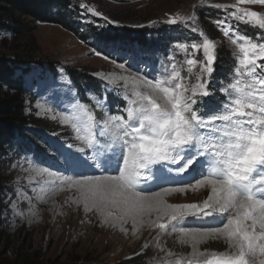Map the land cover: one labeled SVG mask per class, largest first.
Returning a JSON list of instances; mask_svg holds the SVG:
<instances>
[{
  "label": "snow or ice",
  "instance_id": "1",
  "mask_svg": "<svg viewBox=\"0 0 264 264\" xmlns=\"http://www.w3.org/2000/svg\"><path fill=\"white\" fill-rule=\"evenodd\" d=\"M239 3L264 5V0ZM231 15L264 29V16L256 11L237 8ZM188 20L195 17H173L168 22ZM217 24L238 50L229 82L217 81L225 100H204L215 95L209 83L215 70L216 44L193 28L201 36L200 42L174 45L182 53L191 47L192 55L182 64L169 57L173 62L153 79L104 77L110 84L124 82L125 92L119 95L125 105L118 107L117 114H108L106 100H97V106L104 109L97 119L93 109L77 100L71 112L52 117L71 127L82 145L76 149L80 156L66 158L69 167L115 171L81 173L78 179L61 177L60 184L80 192L86 211L96 207L102 215L106 209L121 213L116 217L107 211L105 222L131 218L134 226L142 225L144 217L157 213L149 224L162 234L177 233L179 242L192 248L189 255L176 256L169 264H264V65L260 64L264 42L239 34L224 21ZM201 49L203 59L193 58ZM34 171L37 176L52 175L44 168ZM153 180L175 186L145 194L141 186ZM204 188L209 194L202 203L173 204L164 199L172 193ZM190 216L212 218L218 226L187 228L183 222ZM121 231L125 229L121 227ZM209 239H223L227 250L200 251L199 245ZM173 255L168 252L169 257Z\"/></svg>",
  "mask_w": 264,
  "mask_h": 264
},
{
  "label": "rangeland",
  "instance_id": "2",
  "mask_svg": "<svg viewBox=\"0 0 264 264\" xmlns=\"http://www.w3.org/2000/svg\"><path fill=\"white\" fill-rule=\"evenodd\" d=\"M80 2L87 9V14L104 19L107 22L111 21L109 26L106 27L110 33L138 34L143 28L157 30L164 26L167 29L176 27L185 34L189 33V37H198L194 41L185 42L191 45L193 42L201 41L202 38L198 31L202 30L208 38L215 42L217 55L214 64L215 70L209 83V89L215 90V95L205 97L206 103L209 100L215 102L225 100L224 94L218 90L220 85L217 81L229 82V74L236 64L234 53L238 51L230 43L229 38L225 37L219 29L217 21H224L233 30H237L239 34L247 36L248 34L244 30L241 32L239 29L243 27L247 29L249 34H252L251 37L249 35L247 37L252 38L257 43L264 42V29L237 20L231 15L237 8H245L264 16V5L260 4L241 5L239 0H80ZM217 5L224 7H216ZM89 8L94 9L100 15H93L88 10ZM193 16L195 20H188L187 23L170 24L168 22L173 17L188 18ZM193 28L198 31H193ZM99 50L101 49L88 44L86 39H81L71 31L57 25H37L32 38L21 42H15L9 34L0 32V57L6 56L14 60L17 56L30 54L36 62L42 63L40 66H28L30 72L24 80L29 91L26 107L30 123L25 127L24 137L20 141H16L14 152L11 151L4 166L6 172L5 204L7 207L5 214L6 240L0 247V260L14 262L19 259L22 261L29 259L31 261H43L44 263L64 264L72 256H89L88 258L94 260L95 264H118L121 261L142 257L141 264H169L174 257L187 256L192 252L189 244L179 242L177 233L165 232L162 234L160 229L151 225L148 226V229H144V226L137 229L131 223V229H125L123 234H117L116 231L119 230V226L107 227L104 224L99 225L101 227L87 226L83 222L87 220L85 217V219H80L81 221L79 219L75 221L70 216L68 217V212L64 209L59 217L57 214L52 213V218L46 221L41 210L30 216L28 210L15 204L18 195L23 190L16 183L19 170H26L29 165L47 169L59 177H72L74 174L79 175L81 173L87 175L109 174L102 173L99 168L69 167L66 163L69 154L81 155V153L76 152V149L82 145L75 139L71 127L63 125L59 119H53L52 117L54 115L59 117L71 112L77 100L93 109L97 119L104 115V109L97 106V100H93L92 96H88L87 100L83 102L76 97L75 92L69 90V88H73L67 70L75 75L95 79L96 82L101 84V87L104 86L106 95H114L118 101L125 105V100L119 95L125 92L124 82L119 81L117 84H110L104 77L129 75L153 79V77L163 74L165 65L173 62L169 57H173L174 61L180 65L186 56L192 55L191 47H189L188 53H182L173 47L168 56L159 60L157 66L146 63L139 65L137 69H131L128 63L123 61L124 59L119 60L115 57L105 56ZM219 56L228 61L226 63L227 68L220 65V68L224 70L217 69ZM116 57H118L117 54ZM193 58L203 59L202 49ZM50 64L56 66V74L50 73L46 69ZM121 64L124 65V68L119 67ZM260 64L264 65V61H260ZM182 75L187 76V72L182 71ZM116 111L109 110L108 114H114ZM86 151L90 152L91 150ZM51 166H57L62 172L52 169ZM66 170L67 173L64 174L63 171ZM50 181V179L43 180L41 186L48 187ZM158 184L175 186L163 181L153 180L150 184L141 187L145 190V194H151L161 190L162 185L149 192L152 189L151 186ZM55 188H59V191L61 187L58 185L57 188L56 185ZM177 194L176 200L169 203H202L208 195L199 198L193 195H185V192H177ZM174 195L176 194L172 193L167 197H173ZM28 196L27 194L25 197ZM61 196L65 198V194H61ZM58 210L60 211L59 207ZM190 219L198 223L202 218L189 217ZM45 222L50 227L45 228ZM211 222L207 223L208 225L205 224L206 226H191L186 224L185 220L183 223L187 228L203 229L218 226L215 220L212 219ZM129 229L131 233H129ZM199 250L202 252H224L227 250V244L223 241L215 242L211 240L200 244ZM168 252L173 253V257H169Z\"/></svg>",
  "mask_w": 264,
  "mask_h": 264
},
{
  "label": "trees",
  "instance_id": "3",
  "mask_svg": "<svg viewBox=\"0 0 264 264\" xmlns=\"http://www.w3.org/2000/svg\"><path fill=\"white\" fill-rule=\"evenodd\" d=\"M211 11V10H210ZM207 15V14H206ZM209 16V15H208ZM109 18V17H108ZM40 24L61 26L81 39H86L101 50L103 55L121 59L131 69L139 65L157 66L161 58L170 54V50L178 42H191L197 36H190L179 28L141 29L138 34L110 33L106 27L109 22L87 14V9L80 0H0V32L9 34L15 42L32 38L36 26ZM250 37L247 29L240 27ZM247 35V36H248ZM114 54V55H113ZM116 54L118 57H116ZM228 61L221 56L218 59V70L227 68ZM30 65H42L32 55L17 56L14 60L0 57V247L6 240V200H5V164L7 157L14 152L16 141L24 136L25 127L30 123L27 115L26 101L29 91L25 86V77L29 74ZM50 73L56 74V66L46 67ZM140 71V70H139ZM141 72V71H140ZM226 73V72H225ZM72 91L76 97L85 102L88 96L105 101L107 110L114 111L124 105L114 95H106V89L95 79L75 75L67 70ZM71 90V89H70ZM117 114V111L116 113ZM89 256H72L64 264H95ZM142 257L121 261L118 264H141ZM0 264H52L50 262L24 259L9 262L0 260Z\"/></svg>",
  "mask_w": 264,
  "mask_h": 264
},
{
  "label": "bare ground",
  "instance_id": "4",
  "mask_svg": "<svg viewBox=\"0 0 264 264\" xmlns=\"http://www.w3.org/2000/svg\"><path fill=\"white\" fill-rule=\"evenodd\" d=\"M51 167H52V169H54L56 171L60 170V172H62V170L59 169L57 166H51ZM35 168H37V167L29 165L28 168H26V170L22 171L20 169L19 170L20 172L18 174V180L16 182L17 185H19L23 188V190L18 195L17 200L15 201L16 202L15 204L22 209L28 210L30 216L36 214L37 211L41 210L43 212L44 219H46V221H47V219L52 218L51 217L52 213H54L55 215L57 214V216L59 217V215H61L60 213H62V210L64 209L65 211L68 212V217L70 216L75 221L78 219L79 220L83 219L85 217L87 220H85L83 222H85V224L87 226L101 227L99 225H102V224H104V226H107V227L119 226V230L116 231L117 234H119V233L123 234L124 233V231H121V227H123L124 229L127 230L128 228H130L131 223H133L131 218H124L121 220L109 218L108 221L105 222V215H106L107 211H113L114 215L116 217L121 216V213L119 211H117L116 209H106L105 213L102 215L101 211H99L96 207H92L91 211H86L83 199L81 197V194L76 188H71V187H68L67 185H61L60 184V178L61 177L55 175L54 173L51 176H49L47 174H45L44 176H37L35 174V171H34ZM38 168H40V167H38ZM63 173L64 174L67 173V170L63 171ZM104 173L113 174V173H115V171H114V169H108ZM72 177L78 179L80 177V175L74 174ZM46 179L51 180L48 183L49 186L48 187H42L41 182L43 180H46ZM56 185H57V188H58V185L61 187L59 191H58L59 188L58 189L55 188ZM161 185L163 187V184L151 186L152 189H150L149 192L154 191V189H157V187L161 186ZM144 188H146V187H144ZM27 194L29 196L25 197ZM61 194H63V195L65 194V198H63L61 196ZM174 194H176V195H174L173 197H167L168 196L167 195L164 197V199L168 203L174 202L176 200V198L178 197L177 193H174ZM206 194H209V190L206 188L200 189L199 191H196V192H193V191H190V192L186 191L185 192V195H193V196H197L199 198L204 197ZM58 207H59L60 211L58 210ZM156 217H157V213L153 212L151 214V216H146L143 218L144 223L142 225L140 223H137L135 226L133 225V227H136L138 229L140 226H144V229H148V226H150L149 221H154ZM190 218H191V216H190ZM67 221H68V219H67ZM185 221L187 222L186 224L191 225V226H206V225H208L207 223L212 221V218H205V219L202 218L198 221V223H196L195 221H193L191 219L189 220V217H187L185 219ZM145 225H147V226H145ZM44 226H45V228L50 227L49 224L47 226L46 222L44 223ZM87 228H89V227H87ZM130 229L128 230L129 233H131ZM94 230H96V229H94ZM107 232H110V231H107ZM211 240L215 241V242H219V241L224 242L223 239H215V240L209 239L208 241H211Z\"/></svg>",
  "mask_w": 264,
  "mask_h": 264
}]
</instances>
